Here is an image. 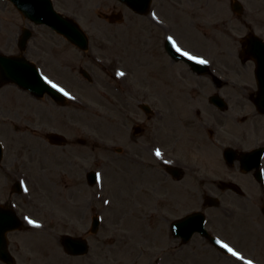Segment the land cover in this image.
<instances>
[{
  "label": "rangeland",
  "instance_id": "374dc122",
  "mask_svg": "<svg viewBox=\"0 0 264 264\" xmlns=\"http://www.w3.org/2000/svg\"><path fill=\"white\" fill-rule=\"evenodd\" d=\"M54 1L57 10L73 16L87 31L91 41L90 49L80 51L48 27L31 23L33 37L28 43L26 54L32 59L37 60L38 57L44 59V63L39 65L48 78L55 82L58 80L63 87L82 95L87 105L94 106V111L81 112L69 109L68 125L65 129L72 139L78 138L79 135L87 139L86 156H91L92 160L86 163V168H100L102 181L98 189H93L87 184L85 189H80L82 188L78 186L80 179L74 171H69L73 175L66 176L60 170L69 167L68 162L60 159L63 155L62 149L67 147L62 149L54 147L53 152L47 154L49 162L44 161L48 169L44 173L40 171L41 169L36 170L45 190L43 192L50 193L53 201L49 198L48 202L54 203V207L47 205L43 212L35 211L37 210L35 207L31 210L36 217L48 221L44 228L28 226L27 229L10 234L9 246L16 256L17 264H247L248 261L252 264H264V214L261 212L258 196L242 198L225 192L219 195L222 202L220 207H204L203 198L199 195L196 196L197 203H191L190 197L184 193L165 195L166 201L158 193L134 195L129 187V174L119 167L116 169L111 167L118 166L109 159L115 155L113 149L106 146L96 149L93 147L94 134H99L103 129L104 132L101 133L107 136L106 134L113 131L112 121H104L110 119L104 115L105 113L112 114L108 111L109 105L97 94L102 91L109 97L107 88L111 91L105 83L111 81L110 71L100 67V58L109 60L113 52L128 54L132 46L129 39L131 32L127 31L129 27H126V23L134 18L140 19L141 22L142 17L131 15L116 0ZM112 9L124 11L125 18L122 23H110L109 19L98 14L110 13ZM165 12L166 15H171L169 10ZM27 22L29 21L12 3L0 0V48L11 52L19 51L17 46L19 33L21 28L27 26ZM118 31L121 33L114 41L113 34ZM45 54H51L50 60ZM95 56H99L97 61L94 59ZM67 65H70V68H67ZM79 65L90 71L94 78L93 83H89L78 74ZM4 91L8 95L16 92L17 98L24 97L22 95L19 97L20 89L15 85L5 87ZM11 97L14 96L8 97V102ZM29 107H26L27 115L31 120ZM17 114L18 110H15L14 119L17 118ZM55 114L58 115L57 111ZM17 126V119L14 121L10 119L6 120L3 129L7 131L5 141L9 146L4 161L7 165L5 171L7 193L13 183L11 171L19 166V158L17 160L16 157L21 152L16 147L24 149L33 157L36 149H39L32 139L35 133L30 138L18 133L15 130L18 129ZM81 128L84 131H81ZM107 143L111 144L110 141ZM97 154L100 156L93 160ZM46 157L43 155L42 159ZM219 161L213 166L220 170L221 165L223 167L224 165ZM97 194L100 195L99 198ZM18 198L21 200L20 196ZM196 209L207 213L206 226L218 232L219 236L227 238V242L232 243V248L238 253L241 252L242 259L217 252L200 235L194 236L187 244H181L179 239L174 238L169 228L170 222ZM229 209H232V213H229ZM44 212L46 216H41ZM96 213L102 216L97 235L89 232L90 220ZM65 232L80 233L87 237L91 242L89 255L71 257L64 254L61 245L58 244V235Z\"/></svg>",
  "mask_w": 264,
  "mask_h": 264
},
{
  "label": "flooded vegetation",
  "instance_id": "af4514ba",
  "mask_svg": "<svg viewBox=\"0 0 264 264\" xmlns=\"http://www.w3.org/2000/svg\"><path fill=\"white\" fill-rule=\"evenodd\" d=\"M199 2L209 5V15H192L184 31L188 35L182 37L183 29L177 27L173 34L185 48L207 58L213 72L201 74L172 56L166 48L171 32L159 34L155 41L151 36L146 38L153 41L149 44L152 49H158L160 61L157 75L152 61L145 62L142 91L137 92L154 110L147 112L141 109L140 101L133 102L124 139L132 187L140 194L159 189L167 195L215 194L221 185L214 176L220 172H214L212 166L215 150L228 146L248 150L249 143L264 141V116L253 102L264 97V0H192V13ZM204 16L206 27L199 22ZM153 78L156 80L152 83ZM216 96L225 107L216 104L212 99ZM30 105L31 120L27 110L18 111L15 119L31 125L38 139H43L38 133L42 128L61 133L66 130L67 113L55 101L52 106ZM6 108V97L0 95V140L5 133ZM231 127L233 130H229ZM45 149L47 154L53 152ZM48 159L47 155L44 160ZM42 168L48 169L44 165ZM176 168L181 171L180 178L172 173ZM6 170L0 163L3 201L7 196L3 183ZM228 178L237 180L249 194L264 195V183L257 181L254 173L242 172L239 165Z\"/></svg>",
  "mask_w": 264,
  "mask_h": 264
},
{
  "label": "water",
  "instance_id": "95a60500",
  "mask_svg": "<svg viewBox=\"0 0 264 264\" xmlns=\"http://www.w3.org/2000/svg\"><path fill=\"white\" fill-rule=\"evenodd\" d=\"M37 18V16H36ZM38 21V20H36ZM52 25L57 28L58 30H61L62 32H65L69 39H71L73 42L78 43L81 46L87 45V39L86 37L70 22H63L61 18L55 19V21H51ZM29 36V32H26L23 37V44L25 43L26 39ZM18 58H11L8 56L0 57V78L3 81H12L17 82L22 87L29 88L31 90L36 91L38 94H43L45 90H48L50 93L54 94V96L60 98L57 96L58 94L54 91L50 90L45 84L39 79H35V77L30 74L26 73L23 68L19 67L20 63L16 61ZM29 69H32L31 67ZM0 80V81H1ZM5 218V223L1 222L0 224V257L6 259L7 261L11 262L12 257H10V253L8 251V240L6 235V232L9 230H15L21 228L22 224L19 221V219L16 217V214H14L13 211L7 210ZM204 222H205V216L201 213L193 214L185 217L181 221H176L172 225V229L176 236H183L182 238L184 241H188L192 236V234L195 231H200L204 235L208 236L213 240V237L208 234L206 229L204 228Z\"/></svg>",
  "mask_w": 264,
  "mask_h": 264
},
{
  "label": "snow or ice",
  "instance_id": "6c2138e0",
  "mask_svg": "<svg viewBox=\"0 0 264 264\" xmlns=\"http://www.w3.org/2000/svg\"><path fill=\"white\" fill-rule=\"evenodd\" d=\"M169 40L172 42L173 47L176 48V51L177 52H180L181 50H180L179 47L176 46L175 41H172V38L171 37L169 38ZM182 54L185 55V56H188L189 59L196 60L200 64H207L208 63V61H206V60H203V59H199L197 57L190 56L187 52H183ZM119 75H123V73H119ZM49 83H51V82L49 81ZM53 87H56V86L53 85ZM61 91H63V89H61ZM65 95H67V93H65ZM156 155L157 156H160L161 155V152H160L159 149L156 150ZM28 222L30 224H35V221H32V220H28ZM217 243L220 244L221 247L227 249V251L230 252L233 256H237L238 258H241L242 259V257H240L239 254L237 252H235L232 248H230L227 244H223L220 241H217ZM247 264H252V262L251 261H248Z\"/></svg>",
  "mask_w": 264,
  "mask_h": 264
}]
</instances>
